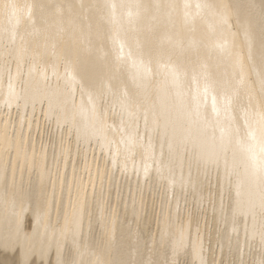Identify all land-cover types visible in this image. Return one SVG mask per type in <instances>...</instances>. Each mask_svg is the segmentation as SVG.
<instances>
[{"label": "bare ground", "instance_id": "bare-ground-1", "mask_svg": "<svg viewBox=\"0 0 264 264\" xmlns=\"http://www.w3.org/2000/svg\"><path fill=\"white\" fill-rule=\"evenodd\" d=\"M145 65L155 81L178 65L193 91L207 65L239 85L231 116L258 120L264 0H0V264L264 259L239 155L174 134Z\"/></svg>", "mask_w": 264, "mask_h": 264}, {"label": "snow or ice", "instance_id": "snow-or-ice-1", "mask_svg": "<svg viewBox=\"0 0 264 264\" xmlns=\"http://www.w3.org/2000/svg\"><path fill=\"white\" fill-rule=\"evenodd\" d=\"M108 7L115 13L117 8L115 3ZM188 7L190 5L186 3L185 8ZM195 7L200 8L201 5L196 4ZM30 15L29 12V18ZM128 17L131 21L133 17L131 11ZM219 47L222 53L227 54V41ZM121 50H123L122 45ZM157 55L163 57L168 53L160 51ZM141 63L143 64L142 61ZM237 63H239L238 59ZM165 67L168 68L165 77L160 81H155L151 69L144 66V71L140 75V87L145 97L158 98L169 114L174 116V134L188 138L193 133L197 135L210 133L212 140L218 141L222 151L232 148L234 156L239 155L240 164L244 169L243 183L250 191L259 193V209L261 215L264 216V113L259 114L258 120L245 118L237 122L230 113L233 101L239 94L238 84L233 85L227 78L214 76L209 72L207 65H202L199 79L193 77L195 81L193 91L191 84L186 83L187 73L181 67L178 65H165ZM65 74L69 82L66 85L69 88L65 97V103H67L71 98V85H78V82L67 67ZM53 75H55L54 70ZM52 95L55 97L61 93L53 91ZM52 107L50 102V108ZM79 110L81 113L85 112L83 105ZM261 240L264 241V231L261 232ZM58 264H74V262L58 261ZM95 264H108V262L98 258ZM112 264H123V262H112ZM260 264H264V259L260 261Z\"/></svg>", "mask_w": 264, "mask_h": 264}, {"label": "rangeland", "instance_id": "rangeland-1", "mask_svg": "<svg viewBox=\"0 0 264 264\" xmlns=\"http://www.w3.org/2000/svg\"><path fill=\"white\" fill-rule=\"evenodd\" d=\"M199 220H200V223L203 225L205 222L204 214L200 215Z\"/></svg>", "mask_w": 264, "mask_h": 264}]
</instances>
